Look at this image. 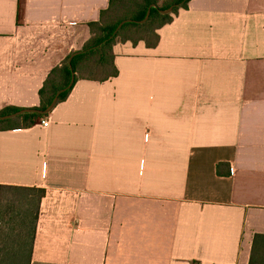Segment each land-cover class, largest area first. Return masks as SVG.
<instances>
[{"label": "crops", "instance_id": "crops-1", "mask_svg": "<svg viewBox=\"0 0 264 264\" xmlns=\"http://www.w3.org/2000/svg\"><path fill=\"white\" fill-rule=\"evenodd\" d=\"M110 1L0 0V113L41 106ZM157 33L0 129V186L46 189L32 264H264V0H191Z\"/></svg>", "mask_w": 264, "mask_h": 264}, {"label": "trees", "instance_id": "trees-1", "mask_svg": "<svg viewBox=\"0 0 264 264\" xmlns=\"http://www.w3.org/2000/svg\"><path fill=\"white\" fill-rule=\"evenodd\" d=\"M185 1L170 14H162L173 5ZM191 0H165V7L159 8V0H111L109 8L102 12L100 21L90 24L92 37L81 53L75 56L71 66L68 57L61 67L51 71L39 95L41 106L47 108L56 93L67 87L75 73L80 79L104 82L118 76L114 63L113 48L118 42L137 44L143 41L148 47H156L159 42L157 30L173 21L180 9H186ZM153 8L149 20L145 23H127L114 35L118 25L124 20L141 21L146 17L151 5ZM76 83V82H75ZM73 88V87H72ZM71 88V89H72ZM70 89V90H71ZM70 90L63 93L59 103L66 100ZM19 108H10L1 115L13 113ZM48 115V114H47ZM47 115L26 114L15 119L0 121L7 125L1 130L27 129ZM26 121L23 125L14 122ZM46 189L13 185L0 186V264H32L34 240L37 231L41 202Z\"/></svg>", "mask_w": 264, "mask_h": 264}, {"label": "water", "instance_id": "water-1", "mask_svg": "<svg viewBox=\"0 0 264 264\" xmlns=\"http://www.w3.org/2000/svg\"><path fill=\"white\" fill-rule=\"evenodd\" d=\"M185 1L179 3V4H176V5H173L171 6L170 8L166 9V10H159L160 13L162 14H170L173 12V10L176 8V7H180ZM153 8H158L155 4L154 5H151L147 11V14H146V17L141 20V21H136V20H124L123 22H121L118 27L116 28L115 32H114V35H116L121 29L122 27L127 24V23H131V22H135V23H145L149 20L150 16H151V11ZM81 51H78V52H75L73 53L70 58H69V64L71 66V63H72V60L75 56H77L78 54H80ZM76 82V76H75V73L73 72L72 70V77H71V80H70V83L68 84L67 87L63 88L62 90L58 91L55 95V97L53 98L51 104L45 108V109H41V108H24V109H21V110H18L16 112H13V113H8V114H4V115H1L0 114V121H7V120H11V119H15L17 117H20V116H23V115H26V114H35V115H47L49 114L50 112H52V110L56 107V105L59 103V98L60 96L65 93L66 91L70 90L74 84Z\"/></svg>", "mask_w": 264, "mask_h": 264}, {"label": "rangeland", "instance_id": "rangeland-1", "mask_svg": "<svg viewBox=\"0 0 264 264\" xmlns=\"http://www.w3.org/2000/svg\"><path fill=\"white\" fill-rule=\"evenodd\" d=\"M160 1V4H159V8H163V7H165V0H159ZM21 124V125H23L24 123H26V121H19V122H14V123H12V125L13 124ZM2 125H7L6 123H0V126H2Z\"/></svg>", "mask_w": 264, "mask_h": 264}, {"label": "built area", "instance_id": "built-area-1", "mask_svg": "<svg viewBox=\"0 0 264 264\" xmlns=\"http://www.w3.org/2000/svg\"><path fill=\"white\" fill-rule=\"evenodd\" d=\"M49 123H50L49 120H45V119H44V120L42 121V126H43V127H48V126H49Z\"/></svg>", "mask_w": 264, "mask_h": 264}]
</instances>
